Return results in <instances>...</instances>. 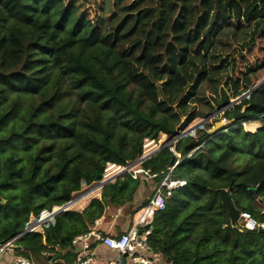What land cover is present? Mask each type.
<instances>
[{"label":"trees","instance_id":"trees-1","mask_svg":"<svg viewBox=\"0 0 264 264\" xmlns=\"http://www.w3.org/2000/svg\"><path fill=\"white\" fill-rule=\"evenodd\" d=\"M106 8L101 23L64 0H0V244L20 236L15 254L72 263L73 239L146 184L117 177L83 211L24 233L31 217L100 183L108 164L137 161L145 140L164 134L174 152L167 145L143 161L158 176L134 211L179 161L170 178L185 185L149 235L163 264H264V179H252L264 163V84L232 104L256 85L264 61L234 80L235 59L223 55L231 38L243 49L264 42V0H109ZM215 108L224 109L216 124L227 123L211 133ZM222 190L256 229L232 224Z\"/></svg>","mask_w":264,"mask_h":264},{"label":"built area","instance_id":"built-area-1","mask_svg":"<svg viewBox=\"0 0 264 264\" xmlns=\"http://www.w3.org/2000/svg\"><path fill=\"white\" fill-rule=\"evenodd\" d=\"M223 121L226 122L225 120ZM145 141L149 143V146L155 143V140L146 139ZM173 141L174 140H170L168 143L172 152H174V147L171 146ZM144 146L146 147V143ZM155 146L157 145L155 144ZM145 153H149L148 155H150L153 152L150 153L147 150ZM178 156L180 155L178 154ZM178 163L179 161H176L175 164L169 168V172L155 187V191L149 198L148 203L140 207L134 213L126 230L116 233L115 224H106L105 218L101 217L94 221L86 233L76 236L72 241L73 252L75 253V264H163L161 257L154 251L149 243V235L152 232V223L155 215L165 209L166 200L172 195V192L185 185V181H178L170 178V173ZM139 164L140 168L129 172L131 177L134 180H140L144 183L149 181H151V184L155 183V179L158 175L144 169L141 166L142 163ZM114 168H116L115 172L121 169L124 170L123 166L114 165ZM49 215V212L46 211L40 218L43 219ZM118 216L119 213L116 215V218ZM240 220L241 221L238 222L237 225L240 224L239 226L242 228L249 230L257 228L255 220L249 213L241 212ZM260 227L263 228L264 225ZM18 238L19 237L6 243L8 246L11 244L14 245L13 248L0 249V264H37L34 260L24 255L14 253V249L17 247L15 242ZM100 246L114 255L108 256L100 252L98 249ZM9 255L11 256L10 259ZM6 259L8 260L6 261Z\"/></svg>","mask_w":264,"mask_h":264},{"label":"rangeland","instance_id":"rangeland-1","mask_svg":"<svg viewBox=\"0 0 264 264\" xmlns=\"http://www.w3.org/2000/svg\"><path fill=\"white\" fill-rule=\"evenodd\" d=\"M107 2H109V0H64V3L67 6L74 8L76 10L78 17H80L81 19H87V20H90L92 22H101V23L105 22V19L108 15L107 14V8H106ZM230 28L235 29V26L231 25ZM227 40H229V39H227ZM223 55L225 57H229V59H235V66L233 69H230V77L233 78L234 80H241V76L246 71V68H248V67L254 68L255 65L260 64L264 61V42L261 39H257V41L253 45L243 49L242 46L238 43L237 39L231 38L229 43L227 44V46L225 48V52H223ZM252 78H255V79L259 78L257 80V82H255L256 84L259 81H261L262 79H264V69L261 70L260 72H258L257 74H255V76H253ZM221 83H222V80H221ZM202 92L204 93V96L207 99L212 97L213 84H206L202 88ZM233 101L234 100H232V102ZM198 109L202 113H207L210 110V107L207 105H199ZM223 111H224V109L215 108L214 109L215 113L209 117L207 122H209L213 125L216 124V122L213 119L222 116ZM203 120H205V119L201 118V117L196 119L188 127V129L190 127L196 125V124L201 123ZM219 123L226 124L227 122H224L222 119V121H220ZM245 129L248 131H251V130H249L250 127L248 125L245 126ZM169 141L170 140L168 139L167 136H165L164 134H160L158 139L155 141L154 145L149 146V148H147L143 145L144 152H143L142 157L149 154V153L146 154L145 151L148 150L150 153H152V152L158 150L163 144L169 143ZM145 143H146V146L149 145V143H147L146 141H145ZM155 144L157 146H155ZM135 162H132L129 165H132ZM125 167L126 166H124L123 168H125ZM137 168H140V164H137L134 166L132 165L131 167L128 168V170L126 169L125 171H123V169H121V170H118L115 172L116 168H114L111 165H107L106 170H105V175H104L102 181H106V180L112 181L115 179L114 177L117 174H120L119 177H123L126 174H129L130 171L137 169ZM260 178L264 179V163L261 164V166L259 167L257 172L252 177V179H256V180L260 179ZM142 183H144V182H142ZM144 184H146V187H147L149 184L151 185V181L145 182ZM101 189L102 188L100 187V183H94L90 186L83 184L81 190L73 194L72 203L69 205L68 210L78 211V212L83 211L88 206V204L91 202L92 199L101 197V191H102ZM151 189L148 190V193H149V191H151ZM260 195H261L262 199L264 200V191ZM263 200L257 201L258 205L262 209H264V201ZM134 204H135V201L133 200L128 205L121 206V207H114L112 205H109L106 208L105 215L103 216V217H105V222L115 223L117 231L119 233L124 231L127 228V226H129V224L132 220V217L134 215V211H135V209H137L136 207H138ZM54 209H53V211H54ZM52 212H49V214H51ZM43 213H46V211ZM118 213H119V216L116 218V215ZM41 215H40V217H41ZM40 217H31L29 224H28V228L30 230L41 232L42 231L41 226L45 222H49V221L51 222L53 220V218H49V216H47L46 221H44L43 223L40 224V219H41ZM33 259L36 263L39 264V258L37 259V258L33 257ZM40 262L43 263L44 261L41 260Z\"/></svg>","mask_w":264,"mask_h":264},{"label":"water","instance_id":"water-1","mask_svg":"<svg viewBox=\"0 0 264 264\" xmlns=\"http://www.w3.org/2000/svg\"><path fill=\"white\" fill-rule=\"evenodd\" d=\"M262 84H264V79H262L261 81H259V82H258V83H257L252 89H250L249 91H247L246 93H244L241 97L235 99V100L232 102V104H234V103H236V102H239L241 99L247 97V96L250 95L252 92L256 91V90H257ZM206 120H207V119L203 120V121H202L201 123H199V124H196V125L190 127V128L187 129L185 132H183L182 135H184V134H186V133L192 131L193 129H195L196 127H198V126L201 125L202 123H204ZM225 126H226V124H224V123H217L216 126H215V128L211 130V133L217 132V131H219V130H223ZM258 127H259V125H258ZM258 127H257V128H258ZM250 132H251V131H250ZM252 132H253V131H252ZM167 145H168V143H167V144H163L158 150L154 151V152H153L152 154H150V155H147V156H143V157H141L139 160H137V161H136L134 164H132V165L134 166V165H137V164H139V163H143L144 160L150 158L152 155L156 154L157 152H159L161 149H163V148L166 147ZM173 161H174V159H173ZM132 165L126 166V167L124 168L123 171H125L126 169L128 170V168L131 167ZM119 175H120V174H117L114 178L119 177ZM109 181H111V180H106V181H102V182H100V187L102 188V187H103L104 185H106ZM221 199H222V204H223V206H224V207L227 209V211H228V214H229V217H230V220H231L232 224H233L234 226H236V225L238 224V222L241 221V220H240V219H241V212H240V210H238V209L235 207V205H234V203H233V201H232V199H231V195H230L229 191H227V190H222V191H221ZM71 203H72V201L69 202V203H67L66 205H63V206H61V207H57V208H55L54 211L49 215V218H53V217H55L56 215H58V214H62L63 212L67 211V210H68V207H69V205H70ZM46 218H47V217H44L43 219H41V220H40V224L43 223L44 221H46ZM29 231H30V230L27 228V229H25L24 233H27V232H29ZM19 237H20V236H19ZM13 247H14V245H12V244H11L10 246H8V245H6V244H0V249H2V248H13ZM56 258H57V256L55 257V259H56Z\"/></svg>","mask_w":264,"mask_h":264},{"label":"crops","instance_id":"crops-1","mask_svg":"<svg viewBox=\"0 0 264 264\" xmlns=\"http://www.w3.org/2000/svg\"><path fill=\"white\" fill-rule=\"evenodd\" d=\"M149 189H151V185L149 184L147 187H146V185H142V187L140 188V190L138 191V193H137V195H136V197H135V199H134V201H135V204L134 205H136V206H139L140 205V203L143 201L142 199L143 198H145V197H147L148 196V194L150 193V191H149V193H148V190ZM105 218V217H104ZM113 222H108V223H106V224H112ZM115 224V223H114ZM106 226V225H105ZM127 228H128V226H127ZM126 228V229H127ZM125 229V230H126ZM115 232L116 233H119L118 231H117V228H116V225H115ZM123 232V231H122ZM99 251L100 252H102V253H104V254H107L108 256H113L114 254L113 253H111L110 251H108V250H106L104 247H102V246H100L99 248ZM74 253V252H73ZM75 254V253H74ZM11 258V256L9 255V259ZM8 259H6V261H7ZM59 263H61V264H65V260H60L59 261ZM67 264H75V258H74V260L72 261V263H67Z\"/></svg>","mask_w":264,"mask_h":264},{"label":"clouds","instance_id":"clouds-1","mask_svg":"<svg viewBox=\"0 0 264 264\" xmlns=\"http://www.w3.org/2000/svg\"><path fill=\"white\" fill-rule=\"evenodd\" d=\"M57 208V207H56Z\"/></svg>","mask_w":264,"mask_h":264}]
</instances>
